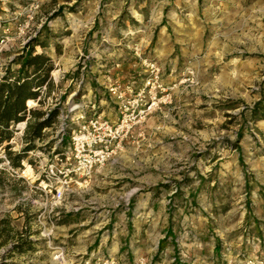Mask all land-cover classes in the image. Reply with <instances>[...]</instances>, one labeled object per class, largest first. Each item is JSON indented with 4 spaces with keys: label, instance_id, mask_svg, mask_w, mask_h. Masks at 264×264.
<instances>
[{
    "label": "rangeland",
    "instance_id": "rangeland-1",
    "mask_svg": "<svg viewBox=\"0 0 264 264\" xmlns=\"http://www.w3.org/2000/svg\"><path fill=\"white\" fill-rule=\"evenodd\" d=\"M23 41L51 60L52 82L0 146V264H52L56 245L69 260L121 247L152 264L180 250L183 264L264 259V0H0V81ZM113 83L135 115L160 104L59 198L42 183L49 167L62 168L80 114L96 104L117 119Z\"/></svg>",
    "mask_w": 264,
    "mask_h": 264
},
{
    "label": "built area",
    "instance_id": "built-area-1",
    "mask_svg": "<svg viewBox=\"0 0 264 264\" xmlns=\"http://www.w3.org/2000/svg\"><path fill=\"white\" fill-rule=\"evenodd\" d=\"M9 31L10 28H6L4 33L6 34ZM20 31L24 32L22 28ZM8 42H10L8 37H3L1 40L2 45ZM27 42L23 41V44L25 45ZM152 68H155V66H152ZM108 92L111 100L117 105V119L111 120L103 114L97 113L96 104L93 106V114L88 116L84 113L76 117L74 119L76 127L72 129L70 134L67 151L56 156L57 162L62 163V168H57L56 164L50 165L49 171L42 182L46 185V188L50 189V192H52V181L60 184L62 190H57L59 198H62L65 192L70 191L73 182L81 185L86 183L97 169L104 167L115 158L123 150L124 142L133 132L135 126L154 112L160 104L157 96H154L147 106L135 115V111L127 105L125 92L119 83L111 84L108 87ZM75 107H78V105ZM41 224L44 226L43 238L51 241L52 230L55 228L54 222L47 226ZM52 251V264H152L148 257L142 255L129 262L117 255L105 254L100 251L89 253L86 250L78 254L77 259L69 260L67 259L65 245L53 246ZM187 259V253L180 250L171 260V264H183L186 263ZM242 264H264V259L249 260Z\"/></svg>",
    "mask_w": 264,
    "mask_h": 264
},
{
    "label": "trees",
    "instance_id": "trees-1",
    "mask_svg": "<svg viewBox=\"0 0 264 264\" xmlns=\"http://www.w3.org/2000/svg\"><path fill=\"white\" fill-rule=\"evenodd\" d=\"M34 43L29 41L24 47L22 63L17 74L13 77L5 75L0 81V146L12 138L10 128L14 124L19 125L25 122L28 115L35 109L28 106V102L32 100L39 104L42 85L45 84L44 87L47 88L52 82V78L49 77L50 72L53 71L52 62L47 56L32 50ZM55 114L52 116L54 117ZM37 115H43V113ZM51 119L43 118V121L38 123L32 134L34 141L42 140V131L49 126ZM29 146L24 150V154L32 149ZM21 159V155L12 159L9 161L10 166L21 168Z\"/></svg>",
    "mask_w": 264,
    "mask_h": 264
},
{
    "label": "crops",
    "instance_id": "crops-1",
    "mask_svg": "<svg viewBox=\"0 0 264 264\" xmlns=\"http://www.w3.org/2000/svg\"><path fill=\"white\" fill-rule=\"evenodd\" d=\"M105 113V112H104ZM124 247H121V248H119L117 251H114V249H112L111 251H110V254L111 255H117L118 257H120V258H122L123 260H127V261H129V262H132L133 260L130 258V251L128 250V249H123ZM132 248H130V250H131ZM133 250V249H132ZM107 254V253H106ZM136 255H137V253H136ZM134 256H135V253H134ZM137 257V256H136ZM135 258V257H134ZM193 264H195V263H193Z\"/></svg>",
    "mask_w": 264,
    "mask_h": 264
},
{
    "label": "bare ground",
    "instance_id": "bare-ground-1",
    "mask_svg": "<svg viewBox=\"0 0 264 264\" xmlns=\"http://www.w3.org/2000/svg\"><path fill=\"white\" fill-rule=\"evenodd\" d=\"M35 104V102H33L32 100H30L29 102H28V106H33ZM75 110L76 109H79V107H75L74 108ZM23 126V123H21V124H19V127H22ZM118 246V244H116V247Z\"/></svg>",
    "mask_w": 264,
    "mask_h": 264
}]
</instances>
